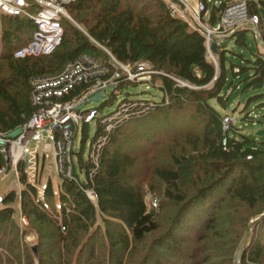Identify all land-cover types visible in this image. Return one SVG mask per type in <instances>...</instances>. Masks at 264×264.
I'll return each instance as SVG.
<instances>
[{
    "label": "trees",
    "instance_id": "obj_1",
    "mask_svg": "<svg viewBox=\"0 0 264 264\" xmlns=\"http://www.w3.org/2000/svg\"><path fill=\"white\" fill-rule=\"evenodd\" d=\"M205 1L209 22L215 24L226 2L211 5ZM249 8L251 13L262 17L264 0H251ZM67 9L86 25L91 37L84 34L69 19H64L65 34L57 50L50 55L25 58H16L15 52L28 43L35 24L27 17L10 15L1 10L6 20H3V31L0 34V74L4 73L0 76V132L9 134L32 118L35 112L31 102L34 78L54 75L60 72L66 63L83 54L100 60L101 57L108 58L106 62H109L110 55L100 49L95 41L105 44L121 61L150 63L153 69L159 71L153 79L162 81L158 87L163 92V98L158 110L163 113L167 108L181 113L185 110V104L196 105V111L207 117L215 126L219 141L217 147L212 149V157L220 158L216 163H208L202 157L192 164L191 172H194L195 180L202 174H209V177L189 198L178 189L182 176L179 169H155V174L167 184L165 196L181 204L168 232L158 245L172 249L178 256H185L190 260L188 264H235L240 245V234L235 229L240 223V218L235 213L238 205L235 207L227 204L223 208L222 204L228 198H234L242 204L241 207H255L261 198L264 200V191L259 183L264 174V140L261 141V146L253 147V139L246 134L234 132L232 135H226L223 130V115L210 103V100L216 99L220 105H226L224 52L217 44V56L223 74L216 81L218 71L216 65L208 59L206 37L200 30L191 28L186 21L172 16L165 0H76L67 5ZM263 22L262 17L261 26ZM248 29L244 28L236 34L238 43H244V32ZM4 61H7V66ZM250 62L252 74L247 78L248 86L264 83V55L258 54L256 60ZM127 82L131 81L126 80L122 85ZM215 82L213 90H188L186 87H207ZM159 114L143 123L145 126L150 124L148 129L144 126L142 133L148 142L153 141V136L162 130H157L160 127L157 121ZM172 126L173 123H170L161 127L166 130ZM124 127L125 125L113 133L110 144L115 148L112 147L111 150L106 147L99 172L94 176L91 175V165L83 158L86 141L84 134L80 151L74 153L80 167L86 172L84 181L75 175L73 178H61L56 189L52 178L48 177L44 185V199L38 200V189L26 181L25 174L22 175V211L26 216H34L36 220L46 224L48 229L56 232L57 264H82L80 256L74 260L73 254L80 244L83 232L88 233L91 239L100 236L102 239L108 238V255L102 256V264H112L114 261L123 264L124 254H114L117 253L114 250L117 242L123 249L128 250L145 241L160 228L156 213L148 210L141 185L134 183L138 175L131 169L134 160L125 148L126 144L131 146L135 140L126 137V132L122 131ZM134 129L133 132L137 135L136 128ZM86 131L87 124H84V133ZM5 163V155L0 151V166ZM20 169L23 172L22 166ZM216 174L220 177L215 178ZM88 190L95 192L96 202L89 197ZM17 200L16 189L10 190L2 198L5 206L0 209V224L12 218L15 213L12 205ZM219 211L222 212L220 216ZM189 214L196 216L195 222L190 225L191 230L196 229L199 221L203 220L204 232H196L198 243L206 240L208 231H212L221 241H214L212 247L205 244L181 250L179 244L183 240L179 238L176 228ZM101 222L106 225L105 234L102 233ZM262 222L264 223V220L259 223ZM23 234L18 233V239L14 240L13 244L2 247L0 264H10L12 261L34 264L21 241ZM84 244L80 252L87 247V242ZM46 260L45 262L53 263L52 259ZM263 261L264 246L258 242L243 253L241 264H262ZM156 264L164 263L158 261Z\"/></svg>",
    "mask_w": 264,
    "mask_h": 264
},
{
    "label": "rangeland",
    "instance_id": "obj_2",
    "mask_svg": "<svg viewBox=\"0 0 264 264\" xmlns=\"http://www.w3.org/2000/svg\"><path fill=\"white\" fill-rule=\"evenodd\" d=\"M217 1L221 3L226 0ZM213 2L214 0H211V5H213ZM32 12H35L34 9ZM261 14L264 20V8H262ZM3 15L5 14L0 10V34L2 33L4 26ZM70 15L72 18L70 22L78 27L84 34L91 37L86 25L81 23L80 20H77L74 14ZM263 32L264 22L260 27L262 37H264ZM244 33L245 36L243 44L237 42L238 37L236 35L230 38L223 37L217 41L220 50L224 52V68L227 78L224 92H226L227 97L225 106L220 105L216 99L210 100V103L223 115V130L226 135H232L234 132L246 134L248 137L253 139L251 146L258 147L262 145L261 141L264 140V136L257 135L258 131L264 128V87L257 89L254 88L256 85L249 87L247 78L252 74L250 61H255L258 54L264 55V46L258 41V38L252 29H248ZM262 41L264 44V38ZM97 46L102 50H105L106 48L111 52L105 44L99 43ZM101 59L103 61L109 60L108 58L105 59L103 57H101ZM208 59L216 65L218 76L215 80L217 81L223 74V71L221 70L222 67L219 63V57L217 56V53L211 54L208 52ZM130 62L131 63H126V65L130 64V66H128L129 68L134 65L132 61ZM3 63H5L4 65L6 66L8 65L7 61H4ZM3 74L4 73H1L0 76ZM158 80L159 79H153V82H158ZM215 84L216 82L207 87H196L190 85H186V87L188 90L190 88L213 90ZM147 86H149V88ZM107 95L108 96L106 98H102L99 101L87 103L84 106V110L97 109L100 116L107 115L115 111L119 103L125 98H144L159 101L163 97V92L158 86H154L148 82L137 81L134 83L127 82L123 84L114 93L107 91ZM184 107L185 110L181 113L177 111H170V109L167 108H165L166 110L163 108L165 111L162 113L157 107L150 114H148L147 117L145 116L143 119H137L136 121L131 120L127 122L125 127L122 129L123 132H126L125 134L127 138L135 140L131 146H127L126 144L125 148V150L131 153L132 159L134 160V165L131 166V169L132 171H135L133 172L135 175H138V178L134 181V183L141 185L148 210L154 211L157 215L158 221L160 222V228L156 232L150 234L145 241L135 244L131 249L125 250L122 248L121 244L117 242L114 247V250H116L117 253L115 252L114 254H124L123 264H156L158 261H162L164 264H173V262H176L175 264H188L190 262V260L185 256H178L177 254H174L172 249H166L158 245L168 232L172 220L175 214L179 211L181 204H177L175 201L165 196L167 184L155 174V169H179L182 176L181 180L178 182V189L189 198L195 190L203 184L204 181H207L209 177V174H202L201 177L195 180L194 172H191L192 164L202 157L205 158L208 163H216L220 161V158L212 157V149H214L215 146L217 147V141H219L215 133V126L207 117L201 116L196 111V105L185 104ZM158 114L159 116H157V121H159L160 127L157 130H162L159 131L157 135L154 134L155 136H153V141L148 142L142 136V133L145 128L148 129L150 124L145 126L143 123L148 121L150 117ZM226 117L231 118L228 125L224 123V119ZM141 120H143V122L140 123ZM170 123H173V126L163 130V127L161 126H168ZM136 124L139 125L135 127ZM134 128H136L135 132L137 135L133 132V130H135ZM97 131L98 122L96 120L87 125L86 133H84V124L81 123L79 126L75 143V151H80L82 147V139L85 134L86 141L83 148V158L85 160L89 157L91 143L95 138ZM19 136L20 135L14 139H17ZM235 136L240 137L238 134H235ZM106 147L111 149L113 146L109 142ZM114 148L115 147L112 149ZM40 158L41 157L39 155L40 162L36 173V177H39L35 182V187L38 189V200H40L39 190L44 188L48 177L52 178L56 185V189L58 188V184L61 179L55 168L53 166L49 167V164L53 165V154H47L45 167L42 163L43 158L42 160ZM75 163L76 165L72 167V170L76 171L79 178L84 181L86 179V172L80 167L77 157L75 159ZM19 172L21 177L17 183H14V173L0 179V209L5 206L2 202V198L10 190L16 189L18 192V200L12 205L15 209V213L9 221L0 224V251L2 252V247L4 245L10 246L13 244V241L18 239V233L21 235L24 233L21 241L24 243L26 250L29 251L30 256L34 260V264H57L58 244L56 245V243H58V240L55 239L56 232L50 228L48 229L46 224L36 220L34 216L29 214L26 216V214L22 211L21 191L24 187L22 175L25 173L20 170ZM218 177H220L219 174H216L215 178ZM28 178L29 176H26V181L32 184L33 182L29 181ZM259 183L262 187V191H264V174L260 178ZM227 204L234 205L235 207L238 205L235 213L239 216L238 218H240V223L235 226V229L240 234L239 239L241 245L250 222L264 213V200L261 198L258 205L255 207H241L240 205L242 204L234 198L233 200L228 198L226 202L222 204L223 208ZM206 207H208V205ZM210 207L211 206H209V208ZM221 214L222 212L219 211L218 215L220 216ZM195 217V214H189L188 217H186L176 228V232L180 236L179 238L183 240L179 244L181 246V250L184 248H196L198 245L203 246L205 244H207V247L208 245L209 247H212L216 240L221 241L219 237L217 238L213 235L212 231H208V237L206 240L198 243L196 240V232H204V228L202 227L203 220H201L199 221L200 223L197 228L191 230L190 225L195 222ZM101 229L102 233L106 230V225L103 222H101ZM81 236L82 237L79 240L80 244L73 254L74 260H76V257L80 256V260L83 261L82 264H102L101 261L104 255H108V238L106 237L102 239L100 236V238L95 237L91 239L89 238V234L84 232ZM85 242H87V247L80 252L79 250L82 245H85ZM258 242L264 246L263 222L258 223L253 227L244 252L249 251L251 246ZM34 246L38 247V259L33 252ZM3 251V254H5V250ZM42 256H45V258L42 259ZM44 259H52L53 263L45 262ZM10 264L19 263L12 261ZM112 264L117 263L114 261ZM262 264H264V261Z\"/></svg>",
    "mask_w": 264,
    "mask_h": 264
},
{
    "label": "built area",
    "instance_id": "obj_3",
    "mask_svg": "<svg viewBox=\"0 0 264 264\" xmlns=\"http://www.w3.org/2000/svg\"><path fill=\"white\" fill-rule=\"evenodd\" d=\"M76 0H0V10L14 16L27 17L35 24V29L27 44L15 52L16 58L27 56H46L54 53L61 45L65 28L64 19L72 20L67 5ZM172 16L186 21L191 28L200 30L206 37L208 51L212 53V36L223 38L238 28L251 25L256 36L263 39L260 33L262 17L251 13V0H226V5L215 24H210L208 8L205 0H179L182 8L173 0H165ZM211 3V0H207ZM219 5L217 0L213 2ZM34 9L35 12H32ZM99 44L97 41H95ZM111 59L104 62L89 54H83L74 61L66 63L64 68L51 76L32 80L31 102L35 112L28 123L23 125L22 133L17 139L8 137V133H0V151L5 154L6 163L0 166V179L14 173V183L20 180V167H23L29 181L35 182L40 159L46 165L48 153L54 157L53 166L61 178L79 177L72 170L75 163V143L81 123L98 122V131L91 143L87 159L91 175L99 172L105 147L111 141L113 133L127 122L143 118L155 110L159 101L144 98H125L117 109L107 115H99L97 109L84 110L89 99L100 90L107 91L113 87L112 93L122 83L148 82L154 85L153 77L159 71L153 69L146 61L134 63L130 68L106 49ZM132 65V64H131ZM162 81L155 82L160 86ZM154 85V86H155ZM149 88V86H147ZM105 97V98H106ZM163 98V97H162ZM230 117L224 119L228 125ZM32 176V177H30ZM89 197L96 202L97 195L89 190ZM44 189L39 190L40 199H44ZM157 206V205H155Z\"/></svg>",
    "mask_w": 264,
    "mask_h": 264
},
{
    "label": "water",
    "instance_id": "obj_4",
    "mask_svg": "<svg viewBox=\"0 0 264 264\" xmlns=\"http://www.w3.org/2000/svg\"><path fill=\"white\" fill-rule=\"evenodd\" d=\"M173 1L177 2L182 8H184V4L182 2H180L179 0H173ZM245 28L253 29V27L251 25H246ZM241 30H242L241 28L236 29L232 33L228 34L226 36V38H230V37L235 36ZM257 38H258V41L264 46L262 39L260 37H258V36H257ZM212 39H213V42L211 44V50H212L213 53H218L217 41H218L219 38L218 37H215V36H212ZM262 87H264V83H261L259 85H256L254 88L257 89V88H262ZM112 91H113V87L110 88V92L111 93H112ZM105 97H106V95L104 93V90H100L95 95H93L89 99L88 102L90 103V102H93V101H99V100H101L102 98H105ZM21 133H22V128L19 127L17 129H15L14 131L10 132L8 134V137L11 138V139H14L18 135H20ZM257 135L264 136V128L261 129L260 131H258ZM262 220H264V213L261 214L260 216H258L257 218L253 219L250 222L249 227H248V230L246 232V235H245V237H244L241 245L239 246V248L237 250L236 258H235V264H241L242 255H243V252L245 250V247H246V244L248 242V239L250 237V233H251L253 227L256 224H258L259 222H261ZM33 252H34L35 256L38 259L39 258V254H38V247L37 246H34L33 247Z\"/></svg>",
    "mask_w": 264,
    "mask_h": 264
}]
</instances>
